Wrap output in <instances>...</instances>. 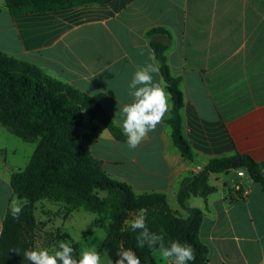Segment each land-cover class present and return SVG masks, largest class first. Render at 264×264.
<instances>
[{
	"label": "crops",
	"instance_id": "crops-1",
	"mask_svg": "<svg viewBox=\"0 0 264 264\" xmlns=\"http://www.w3.org/2000/svg\"><path fill=\"white\" fill-rule=\"evenodd\" d=\"M156 27L171 37L164 54L180 79L182 135L194 163L172 141L170 114L136 149L99 126L89 151L111 180L136 194L162 193L169 203L209 160L242 154L264 162V0H111L18 16L0 0V51L96 99L121 132L119 110L132 100L128 85L137 66L156 64L154 79L162 78L146 37ZM5 162L0 158V232L10 177L20 170ZM239 170L211 174L216 191L186 203L203 212L199 238L209 264H264V190ZM152 257L165 264L158 249Z\"/></svg>",
	"mask_w": 264,
	"mask_h": 264
},
{
	"label": "trees",
	"instance_id": "trees-1",
	"mask_svg": "<svg viewBox=\"0 0 264 264\" xmlns=\"http://www.w3.org/2000/svg\"><path fill=\"white\" fill-rule=\"evenodd\" d=\"M110 1L3 0L13 16ZM146 37L174 102L167 120L172 141L181 156L194 163L193 151L182 135L184 97L179 89L180 79L172 77L164 54L171 37L160 27L148 30ZM0 125L21 141L36 144L26 166L10 177L12 195L1 224L0 264H29L24 252L36 248L35 205L40 200L64 203L67 216L79 209L97 214L94 224L105 230L102 247L113 262L118 259L117 251L124 248L132 249L141 264H156L152 257L155 249H150L147 243L143 248L138 247L140 230L134 232L126 223L143 210L149 231L163 236L165 245L173 240L189 244L196 256L189 264H209L208 247L199 238L203 212L187 207V200L206 198L215 192L216 188L208 182L210 175L232 169L242 168L264 190V162L256 163L248 156L236 154L231 158L209 160L202 171L181 182L177 200L179 207L186 211V217L172 211L162 193H134L127 184L111 180L101 162L89 151V146L97 139L99 126L107 129L116 141L126 140L101 104L67 82L44 74L38 66L1 51ZM85 128L87 131L82 132ZM23 198H27V204L19 219H13L11 202ZM70 244L74 256L79 258L78 245L72 241Z\"/></svg>",
	"mask_w": 264,
	"mask_h": 264
},
{
	"label": "clouds",
	"instance_id": "clouds-1",
	"mask_svg": "<svg viewBox=\"0 0 264 264\" xmlns=\"http://www.w3.org/2000/svg\"><path fill=\"white\" fill-rule=\"evenodd\" d=\"M154 74H159L156 64L137 66L128 85V95L132 100L119 110L122 132L127 137L126 142L130 149L138 148L148 134L154 132L164 119L169 117L174 107L172 94L166 90L163 79L156 81ZM26 204L27 198L14 199L11 202L13 219H19ZM126 223L132 231L140 230V235L137 236L138 247L143 248L147 243L150 249H158V255L165 264H189L196 259L195 249L191 245L176 240L165 245L163 236L150 232L143 210ZM15 252L19 254L18 251ZM116 255L118 259L114 262L109 259L108 264H141L140 258L132 249L121 248ZM24 259L29 264H103L96 245L84 247L79 258H76L74 248L66 241H61L58 248L51 252L43 247L28 249L24 252Z\"/></svg>",
	"mask_w": 264,
	"mask_h": 264
},
{
	"label": "rangeland",
	"instance_id": "rangeland-1",
	"mask_svg": "<svg viewBox=\"0 0 264 264\" xmlns=\"http://www.w3.org/2000/svg\"><path fill=\"white\" fill-rule=\"evenodd\" d=\"M85 131H87V128L82 130V132ZM35 147V143L21 141L0 125V158H6L5 164L10 169L18 168L22 170L30 160ZM230 175L231 177L235 176L234 174ZM4 190L2 188L0 191V202L4 199ZM100 196L103 197L104 194L101 193ZM177 204L178 200H169L168 206L170 209L177 210L178 215L181 217H186V211L179 209ZM65 214L64 203L48 200H40L36 203L35 218L38 224L36 248H47L51 252L58 248L61 241L69 243L72 241L78 245L80 254L84 247L96 245L97 250L101 253L103 264H108V255L102 247L106 232L94 224V220L98 218V215L89 213L84 209L76 210L68 216Z\"/></svg>",
	"mask_w": 264,
	"mask_h": 264
},
{
	"label": "built area",
	"instance_id": "built-area-1",
	"mask_svg": "<svg viewBox=\"0 0 264 264\" xmlns=\"http://www.w3.org/2000/svg\"><path fill=\"white\" fill-rule=\"evenodd\" d=\"M200 171H202V168H201V167H197V168H196V173H199ZM238 175H239V176H243V172H242V170H239V171H238Z\"/></svg>",
	"mask_w": 264,
	"mask_h": 264
}]
</instances>
